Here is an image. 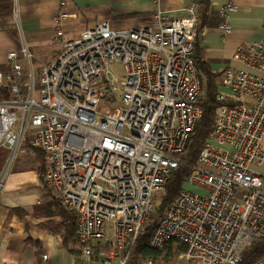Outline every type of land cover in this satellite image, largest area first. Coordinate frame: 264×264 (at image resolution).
I'll return each mask as SVG.
<instances>
[{
    "label": "built area",
    "instance_id": "obj_1",
    "mask_svg": "<svg viewBox=\"0 0 264 264\" xmlns=\"http://www.w3.org/2000/svg\"><path fill=\"white\" fill-rule=\"evenodd\" d=\"M230 8L224 0L220 14ZM188 11L178 18L156 11L137 29L101 21L72 39L62 31L69 15L60 12L53 20L58 54L37 75L23 72L21 59L32 58L26 45L6 53L0 146L12 162L29 136L44 155V184L76 212L81 241L107 247L98 258L127 264L156 193L201 117L196 3ZM219 26L230 29L226 21ZM233 59L242 66L220 75L214 127L184 179V187L202 192L182 189L148 241L156 249L184 244L177 257L194 264H238L264 236L263 177L251 168L264 158V38L238 48ZM117 63L121 78L112 71ZM83 253L89 259L94 250L89 245Z\"/></svg>",
    "mask_w": 264,
    "mask_h": 264
},
{
    "label": "crops",
    "instance_id": "obj_2",
    "mask_svg": "<svg viewBox=\"0 0 264 264\" xmlns=\"http://www.w3.org/2000/svg\"><path fill=\"white\" fill-rule=\"evenodd\" d=\"M205 2V7L196 5L199 44L212 72L221 75L228 67L242 66L233 59L238 48L264 38V0H229L231 8L224 18L220 16L224 0ZM194 3L196 0H0V72L10 68L6 53L22 45L32 54L30 62L21 59L25 73L37 75L39 65L55 59L60 46L53 20L60 12L69 15L62 31L65 38L72 39L101 21L114 29H137L149 25L156 11L170 18L186 17ZM201 18L205 20L202 23ZM225 21L230 25L228 32L219 26ZM261 144L264 152V137ZM24 147L30 164L10 171L0 191V263L74 264L73 257L59 247L58 239L43 228L42 223L52 217L48 212L53 203L39 180L40 155ZM251 168L263 177L264 190V158ZM16 209H21L20 214ZM22 210L32 212L31 217ZM27 217L29 223L25 222ZM27 238L38 240L40 246L26 242ZM42 254H47V262L41 260Z\"/></svg>",
    "mask_w": 264,
    "mask_h": 264
},
{
    "label": "trees",
    "instance_id": "obj_3",
    "mask_svg": "<svg viewBox=\"0 0 264 264\" xmlns=\"http://www.w3.org/2000/svg\"><path fill=\"white\" fill-rule=\"evenodd\" d=\"M196 5L197 8H202L205 7L207 3L205 0H196ZM220 16L223 18L222 15ZM203 21L205 20L201 18V23ZM200 31L201 26L199 23L198 33H200ZM198 35L194 42L193 59L197 65L201 79V88L196 99V105L201 109L202 114L196 121L194 129L190 132L184 149L177 154L179 159L178 166L170 171L164 189L154 197L153 210L149 217L143 222L141 231L138 232L132 246L127 251V264H141L148 260H151L154 264H177L182 262V259L177 257L178 253L186 250L184 244H179L174 241L169 242L161 249L149 246L148 241L152 231L162 220L167 207H169L179 192L185 189L184 179L190 173L192 167L197 163L199 154L204 148V144L206 140H208L209 134L214 127L215 111L220 104L216 98L218 89L217 84L220 75L212 72L209 62L204 58ZM0 97H9V89L7 86L0 88ZM24 144L28 149L36 153L38 152L40 153L39 155H41L37 170L39 180L41 181V187L44 189L46 188V185L43 183L44 155L40 150L31 147L28 136ZM27 162L30 164L28 160ZM48 194L53 203L52 210L48 212V214L52 217L42 223L43 228L58 239L59 247L73 257L74 264H84L85 255L83 250L86 246L90 245V247L93 248L94 253L89 256V258L93 260L98 257V253H100V255L106 253L107 247L102 246V244H96L94 246L91 242L81 241L77 233L76 212L70 207H67L60 198L53 196L50 191ZM37 209L38 205L35 206V211ZM15 212L20 214L21 209H16ZM26 242L35 246H40V242L32 238H27ZM238 264H264V236L256 239L251 246L243 252L241 261Z\"/></svg>",
    "mask_w": 264,
    "mask_h": 264
},
{
    "label": "rangeland",
    "instance_id": "obj_4",
    "mask_svg": "<svg viewBox=\"0 0 264 264\" xmlns=\"http://www.w3.org/2000/svg\"><path fill=\"white\" fill-rule=\"evenodd\" d=\"M224 18V17H223ZM42 63V62H41ZM112 71L114 72V74L118 77V78H121L122 75H123V66L122 64L120 63H117L115 65L112 66ZM25 147H24V144L23 146L21 147V150L18 151L17 155H16V158L14 160H12V162L10 161V156L9 154H11L8 150L4 149L3 146H0V191L2 190L4 184H5V178L6 176L9 174L10 171H13L14 169L19 168V167H23V165L27 166L28 165V162H27V154L24 153L25 151ZM38 153V152H37ZM40 154V153H38ZM41 156V155H40ZM40 157H38L39 159ZM19 160V161H18ZM12 163V164H11ZM19 163V164H18ZM2 170V171H1ZM44 171V170H43ZM6 173V174H5ZM5 174V176H4ZM44 183V182H43ZM44 187V186H43ZM44 189H47L44 188ZM185 189H188V190H191V191H194V192H202V190L198 187H196L195 185H187L185 186ZM48 190V189H47ZM46 190V191H47ZM162 191V190H161ZM161 191L157 192V194H159ZM49 192V191H48ZM155 195V196H156ZM155 201V199H154ZM25 212V210H24ZM27 216L31 217L32 215V212H29V213H25ZM26 218L25 222L29 223L30 221L28 220V218ZM29 221V222H28ZM100 245V244H99ZM106 253H102L101 255H105ZM47 254H42L41 255V260L43 262H47V258L44 259V256ZM97 257V256H96ZM85 259V262L84 264H119V259L118 258H114L112 259L111 261H107V260H104V259H101V258H96L95 260L89 258L87 259V257L85 256L84 257ZM0 264H3V263H0ZM31 264H38L36 262H32ZM177 264H194V263H191L189 261H184L182 260V262L180 263H177Z\"/></svg>",
    "mask_w": 264,
    "mask_h": 264
}]
</instances>
